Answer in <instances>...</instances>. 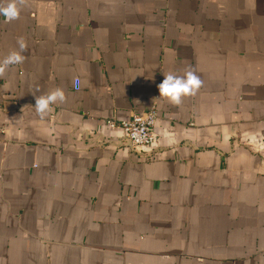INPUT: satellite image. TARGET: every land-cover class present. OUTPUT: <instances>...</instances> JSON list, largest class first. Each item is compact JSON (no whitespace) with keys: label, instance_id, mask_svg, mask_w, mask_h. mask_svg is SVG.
<instances>
[{"label":"crops","instance_id":"crops-1","mask_svg":"<svg viewBox=\"0 0 264 264\" xmlns=\"http://www.w3.org/2000/svg\"><path fill=\"white\" fill-rule=\"evenodd\" d=\"M17 6L0 16V61L26 42L0 73V264H264V0ZM189 68L194 95L159 96ZM152 106L149 147L109 125Z\"/></svg>","mask_w":264,"mask_h":264},{"label":"clouds","instance_id":"clouds-1","mask_svg":"<svg viewBox=\"0 0 264 264\" xmlns=\"http://www.w3.org/2000/svg\"><path fill=\"white\" fill-rule=\"evenodd\" d=\"M20 8L17 6V0H9L5 6H0V16L4 17L5 22L18 19ZM19 50L12 51L2 61H0V73L9 65L20 64L25 56L22 54L26 48V42L22 37L17 40ZM78 84V81H77ZM202 81L199 76L191 70L184 71L183 75H177L173 72L164 74L163 80L157 85L159 96L166 98L170 103L179 105L182 98L194 95L201 87ZM65 100L64 91L60 88L35 97V110L37 115L43 119L51 111V105L63 103Z\"/></svg>","mask_w":264,"mask_h":264},{"label":"built area","instance_id":"built-area-1","mask_svg":"<svg viewBox=\"0 0 264 264\" xmlns=\"http://www.w3.org/2000/svg\"><path fill=\"white\" fill-rule=\"evenodd\" d=\"M157 118V109L152 106L145 113H132L120 120L110 119L109 125L121 128L132 145L149 147L156 141L154 127Z\"/></svg>","mask_w":264,"mask_h":264}]
</instances>
